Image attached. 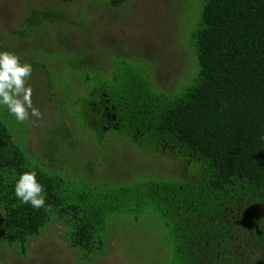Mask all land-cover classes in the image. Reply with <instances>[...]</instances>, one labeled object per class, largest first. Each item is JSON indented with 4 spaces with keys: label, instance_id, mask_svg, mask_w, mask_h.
I'll return each instance as SVG.
<instances>
[{
    "label": "trees",
    "instance_id": "trees-1",
    "mask_svg": "<svg viewBox=\"0 0 264 264\" xmlns=\"http://www.w3.org/2000/svg\"><path fill=\"white\" fill-rule=\"evenodd\" d=\"M47 3L24 0L21 26L12 31L16 45L0 44V51L38 63L49 76V57L67 62L77 48L88 52L95 69L88 62L75 65L84 86L91 85L77 100L85 127L101 142L113 131L142 149L166 152L185 173L173 180L78 186L33 168L13 140L11 114L0 108V243L26 256L30 241L59 221L79 261H91L106 254L114 224L152 212L174 250L165 264H264V0H199L187 36L195 75L188 86L171 90L153 82L160 78L159 64L148 63L155 61V47L131 54L108 35L91 40V22L113 26L123 0L114 7L113 0H67L61 10L56 1ZM58 22L64 26L56 31L83 28L85 37L52 38ZM53 46L63 51L53 54ZM26 171L37 173L53 211L16 197L15 184Z\"/></svg>",
    "mask_w": 264,
    "mask_h": 264
},
{
    "label": "rangeland",
    "instance_id": "rangeland-1",
    "mask_svg": "<svg viewBox=\"0 0 264 264\" xmlns=\"http://www.w3.org/2000/svg\"><path fill=\"white\" fill-rule=\"evenodd\" d=\"M54 1L58 2L59 10L69 7L67 0ZM82 1L71 0L72 5ZM85 1L91 3V0ZM47 2L49 0H39L43 6L49 5ZM123 2L122 15L113 26L105 21L89 24L95 27L91 40L100 43L103 36L108 35L115 42L127 44L121 52L131 54H138L136 49L142 47L149 50L155 47L151 51L155 61L148 63L151 67L159 64L157 73L160 78L156 80L158 77L152 76L153 82L160 83L166 90L179 89L186 83L185 87L188 86L197 66L187 36L193 27V19L199 15V0ZM23 3L24 0H0V44L12 48L16 45L18 36L12 31L21 26L25 15ZM62 26L58 22L57 28H51L53 32L48 35L71 39L69 36L72 34L79 42L86 35V31L78 27L70 29V34L64 29L56 31ZM56 47L53 46V54L63 51ZM49 60L50 76L38 63H33L32 76L28 81L34 89L33 104L39 108L43 118L37 120L33 117L25 122L17 121L13 115L7 118L14 142L33 168L60 175L78 186L116 180L122 184L154 178L173 180L185 173L181 162L166 152L142 149L130 138L113 131L101 142L95 132L85 127L77 100L89 91L91 85L84 86L75 65L88 62L95 69L92 55L77 48L70 60L66 59L67 62L52 56ZM32 61L45 63L46 59ZM0 108L6 109V106L0 105ZM114 225L106 254L95 256L91 261H79V252L73 251L64 238L67 227L59 221L52 223L39 238L30 241L26 256L20 253L19 248L11 249L0 243V260L4 264H165L173 261L174 250L166 242L163 227L152 212H146L138 221L126 216Z\"/></svg>",
    "mask_w": 264,
    "mask_h": 264
},
{
    "label": "clouds",
    "instance_id": "clouds-1",
    "mask_svg": "<svg viewBox=\"0 0 264 264\" xmlns=\"http://www.w3.org/2000/svg\"><path fill=\"white\" fill-rule=\"evenodd\" d=\"M33 68L22 63L20 57L9 51H0V105L7 107L17 121L25 122L31 118L40 120L43 114L33 104V87L28 83ZM15 195L24 204L35 209L53 211L46 205L44 186L37 180L35 171L23 172L15 184Z\"/></svg>",
    "mask_w": 264,
    "mask_h": 264
},
{
    "label": "flooded vegetation",
    "instance_id": "flooded-vegetation-1",
    "mask_svg": "<svg viewBox=\"0 0 264 264\" xmlns=\"http://www.w3.org/2000/svg\"><path fill=\"white\" fill-rule=\"evenodd\" d=\"M119 2V0H113V3L115 4V3H118Z\"/></svg>",
    "mask_w": 264,
    "mask_h": 264
}]
</instances>
